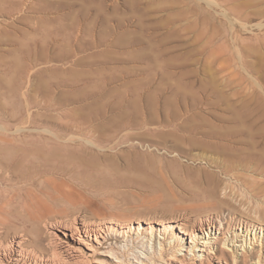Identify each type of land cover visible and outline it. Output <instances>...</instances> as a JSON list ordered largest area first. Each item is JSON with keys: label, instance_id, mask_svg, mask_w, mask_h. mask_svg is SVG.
Listing matches in <instances>:
<instances>
[{"label": "rangeland", "instance_id": "obj_1", "mask_svg": "<svg viewBox=\"0 0 264 264\" xmlns=\"http://www.w3.org/2000/svg\"><path fill=\"white\" fill-rule=\"evenodd\" d=\"M10 157L54 167L32 215L0 225V242L22 236L46 264H92L47 246L46 227L76 218L264 224V0H0ZM112 242L125 264H191L134 231Z\"/></svg>", "mask_w": 264, "mask_h": 264}, {"label": "bare ground", "instance_id": "obj_2", "mask_svg": "<svg viewBox=\"0 0 264 264\" xmlns=\"http://www.w3.org/2000/svg\"><path fill=\"white\" fill-rule=\"evenodd\" d=\"M10 154L12 155V153ZM14 158H8L9 162L0 160V225L12 218L22 221L24 218L27 219L26 217L29 218L28 214L32 215L33 211L31 210L37 207L34 195L36 192L46 191L42 178L48 172L49 164L43 163L42 160L43 165H48L47 168H37L38 171L35 168V172L32 170L23 172L19 169L21 164L18 166ZM23 158L21 162H24V159L27 161V158ZM23 165L20 167H25ZM49 167L51 168V165ZM3 212L6 213L8 219L2 215ZM142 223H145L147 227H144ZM172 223L175 224V228L170 227L166 222H157L159 227H155L154 222L150 220L138 222L137 227L135 225L114 227L109 223L94 224L76 218L73 222L62 225V229H55L53 224L47 225V233L52 236L47 242V246L56 249L74 262L125 264V261L112 250V241L117 236L128 237L134 231L152 246L159 240L162 251L165 250L164 243L170 245L174 248L176 255L189 257L187 260L191 264H196V261L212 260L218 264H228L230 258L234 264H239L238 254L240 251H242V256L247 257L248 255L249 258L254 257L258 252L256 264H262L264 261V224L240 220L231 225L221 219H195L190 226L176 220ZM176 229L179 230V233H175ZM55 230L62 232L63 235H59ZM23 240L22 236H16L8 243L0 242V263L10 261V263L19 264L24 260H31L35 264H46L47 261L43 257L26 254ZM38 240L41 241L40 244L44 241L41 233L38 235ZM182 252H185L186 255H182Z\"/></svg>", "mask_w": 264, "mask_h": 264}]
</instances>
